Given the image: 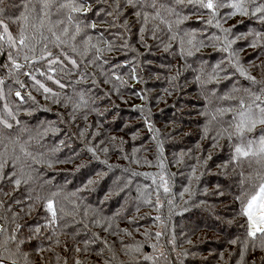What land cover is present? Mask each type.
<instances>
[{
    "label": "trees",
    "instance_id": "16d2710c",
    "mask_svg": "<svg viewBox=\"0 0 264 264\" xmlns=\"http://www.w3.org/2000/svg\"><path fill=\"white\" fill-rule=\"evenodd\" d=\"M25 2L4 0L5 22L17 39L19 25L9 17L19 16ZM67 2L52 0L44 10L32 0L29 9L35 5V11L26 35L35 52L28 53L30 61L19 72L9 75L0 67L18 117L12 128L0 124V224L16 236L8 245L12 252L17 241H24L15 256L0 252L5 264L13 259L18 264H64L65 259L67 264H264V236L248 235L236 199L257 191L264 164L251 156L230 162L239 142L235 138L213 146V137L232 120V113L221 117L217 110L236 104L222 98L247 99L243 89L259 87L235 71L231 54L239 56L249 75L264 81V19L252 15L250 0L249 15L224 20L232 9L218 10L221 28L231 29L228 34L215 26L216 20L207 23L209 10L187 0H156L157 9L143 0L135 8L126 0H88L85 7L91 10L71 13V21L69 9L57 11ZM156 10L160 16L153 19ZM4 50L0 65L13 51L6 43ZM48 52L67 53L80 66L65 63L63 71L55 66L50 74L64 85L53 90L57 96L36 91L24 75L28 71L41 82L48 80L41 75L47 72L46 60L31 59ZM17 59L24 63L22 56ZM17 79L35 101L15 96ZM262 127L247 139L258 138ZM161 174L168 180L167 193L162 187L157 192ZM52 193L57 194L58 223L48 227L44 205ZM17 224L21 227L15 230Z\"/></svg>",
    "mask_w": 264,
    "mask_h": 264
},
{
    "label": "snow or ice",
    "instance_id": "6c2138e0",
    "mask_svg": "<svg viewBox=\"0 0 264 264\" xmlns=\"http://www.w3.org/2000/svg\"><path fill=\"white\" fill-rule=\"evenodd\" d=\"M37 2L41 5V7L44 10H47L51 7L52 0H37ZM140 0H126V3L131 5L133 8L136 7L137 3H139ZM177 3L183 4L185 3V0H176ZM249 2V0H232L231 3H226L225 0H187V4L191 5L192 7H199L201 9L209 10L210 15L212 16V19H209L207 21L208 24H212L213 20H216V27L221 29V31L225 34H228L231 32L230 28H221L220 20H219V9L228 7L232 9V11L225 14L223 17L224 20H227L231 18L232 16L236 15L237 13L243 14V15H249V9L246 6V4ZM251 4L253 5L252 15L255 16L256 14H260V17L264 19V0H261V2L257 3V0H250ZM32 3V0H27V2L22 4L23 11L20 12L19 16H17L15 19L9 17V21L12 24L19 25L18 27V33L19 38L17 39L13 33L9 30V23L5 22L4 19V0H0V55L5 54L4 50V44L6 43L9 48L15 49V52L13 51H7V63L4 65H0V67H3L8 70L9 75L12 74V70H16L19 72L22 69H25L30 61V56L28 53H34L35 48L32 45L31 39L28 35H26L28 31V23H29V17L32 12L35 11V5H33L32 9H29V4ZM88 4V0H68L67 3H61L59 5L60 9H69V21L72 20L71 13H81V12H88L91 10V7H85V5ZM143 5H147L151 7L152 9H157L156 0H151V3H148V0H143ZM142 5V6H143ZM171 11V9H169ZM137 17H140L142 13L140 11H137L136 13ZM44 15L47 16V11L44 12ZM111 15V13H109ZM160 16L159 10H156L155 16ZM143 20L144 23L147 24L149 20V13L144 12L143 13ZM39 27H43V20L40 21ZM90 27L95 28L96 25L93 23L90 25ZM170 27V25H169ZM65 33H67L68 29H64ZM81 31L79 24L76 26V33H79ZM143 31V29H141ZM75 36H73V39ZM91 37H88V40H91ZM218 39V37H216ZM57 40H59V37H57ZM182 43V42H181ZM191 44L192 42L189 41ZM225 43L230 47L232 41H229L227 38V35H225ZM252 47H255V42L252 43ZM109 50H111V45L108 46ZM27 50V51H26ZM227 50V49H225ZM73 51H75V48H73ZM102 51V50H98ZM183 51V50H182ZM193 53L191 51L188 52V55H192ZM65 56H68L67 53H64ZM235 56L236 63L233 65L235 71L239 72L241 76L246 77L247 80L251 81L253 85H259L257 91H252L251 88H245L243 91L247 94V99L245 98H237L233 97L231 95H227L223 97L222 99H230L235 100L236 104L230 107L221 108L217 111L219 112L220 116L223 117L227 113H232V120L228 121V127L222 128L220 132H217L216 136L213 137V146H216L219 142V139L227 138L230 142L235 138L238 143L233 145L234 154L232 156V160L230 162L239 161L241 158H247V157H257V163L264 164V127L261 128V135L258 138L255 139H247V134L252 133L255 131L258 125L264 126V81L257 80L254 76H251L248 74L247 70L240 64L239 56L235 53L231 54ZM23 57L24 63H20L18 61V57ZM32 61L35 62L37 60H46L47 63V72H42V76H46L48 80L54 81L56 84L60 85L61 87H64L63 84H61V81L58 79H55L53 75L50 73H53L56 71L57 65L61 66V71L64 70V68L67 67L64 60H61L58 56H54L52 52H48L45 55H40L39 57L33 56ZM68 60L71 62V65L75 68H79L80 66L77 64L76 60L72 57H68ZM9 64L11 65V68H9ZM119 67V66H117ZM219 67V65L217 66ZM223 71V69H221ZM70 72L71 69H68ZM133 73H135V68L132 69ZM25 76H28L34 83L32 84V87L36 91H42L44 94H50L51 96H57L58 93L53 92V90L50 87H47L45 83H42L41 80L37 79V77L32 73L25 71ZM83 78V77H81ZM133 78H136L133 76ZM116 80L120 81L121 83H124L119 76L115 77ZM4 79L0 77V96H3V85H4ZM16 83L19 86L20 90L15 91V96L19 97L21 101L25 100V96L29 100L35 101V97L32 96V93L30 91H27V86L24 84L23 81L16 80ZM24 91V94H22V91ZM234 91H240V89H234ZM45 98H48V95H45ZM5 109L7 110V115L14 117L15 113L12 111V109L5 104ZM139 107V106H137ZM213 120L216 119V116L213 115ZM18 123V121H17ZM0 124H3L7 128H12L13 125L8 122V120L4 117L2 113H0ZM149 130L153 131V128L151 124L148 125ZM247 139V143L245 144L244 141ZM89 151L93 152L95 154V149H89ZM103 151L107 152L108 149L105 148ZM210 158V157H209ZM105 163H107L105 161ZM3 167L4 164L0 163V179L3 178ZM111 167V166H110ZM161 168H163V165L161 164ZM133 175H140V173H133ZM143 175H151L148 173H144ZM156 177L153 176V181L155 182ZM16 186H19L21 181L19 179H16L14 181ZM91 183V181H89ZM160 187L163 188L164 192H169L170 189L168 187V180L165 179L164 175H160V185L157 187V192H159ZM185 191H188V189H185ZM56 193H52L51 197L46 198V203L44 205L45 210L50 213V216L47 220V226L52 227L58 223V211L56 207V201L55 196ZM262 202L259 207L261 209H264V182H262L259 185L258 192L254 195H249L248 193L242 192L240 196H237L236 199L240 201V215L246 217L247 224L249 227L248 235L251 237H256L257 234H261L264 236V214H261L260 216L256 215V209L258 207L257 200ZM37 199H40V197H37ZM147 203H151L152 201L146 200ZM158 203V201H157ZM138 210V209H137ZM61 212H63V209H60ZM156 219H159L157 217ZM21 227V225L17 224L15 226V230H18ZM14 230V231H15ZM35 231L39 232V228H37ZM127 231V229H125ZM147 235V234H146ZM161 233L157 232L156 236L159 237ZM0 237H3V239H0V252L8 253L9 258L12 256H15L19 252V244L24 243V241H17L16 245V252H12L9 248V243L12 241H16L15 234L9 235L8 229L4 227V225L0 224ZM56 244H59L61 241L59 238L56 239ZM236 241H232V243H235ZM153 248L156 247V245H152ZM87 248V242H85V250ZM40 251H44V249H40ZM76 252H80V247H75ZM136 251H139V248L136 249ZM25 260L27 259V254H23ZM163 255V253H161ZM61 258L57 257V260L59 261ZM145 259L151 260L153 259L152 256H146ZM0 264H5V259L2 255H0ZM12 264H18L17 260L13 259ZM64 264H67V260H64ZM75 264H83V261L81 260H75Z\"/></svg>",
    "mask_w": 264,
    "mask_h": 264
},
{
    "label": "rangeland",
    "instance_id": "374dc122",
    "mask_svg": "<svg viewBox=\"0 0 264 264\" xmlns=\"http://www.w3.org/2000/svg\"><path fill=\"white\" fill-rule=\"evenodd\" d=\"M9 30L11 31L10 27H9ZM0 31H2V29H0ZM13 52H15V49H13ZM55 55V54H54ZM61 60H64L65 63H68V64H71V62L68 60V57L63 55L62 54L60 56H58ZM0 77H2V75L0 74ZM42 83H45L47 87H50L52 90H55L56 88L60 87V85L56 84L54 81L52 80H46V81H43ZM3 93L4 95L3 96H0V113H2L4 115V117L8 120L9 123H11L13 125V127L17 124V121H18V117L15 113V116L14 117H11V116H8L7 115V110L5 109L4 105L7 104L13 111V108L7 98V93H6V89H5V85H3ZM14 112V111H13ZM264 182V180L262 181ZM259 189V187H258ZM258 189L256 192H254V194H256L258 192ZM253 194V195H254ZM262 202L259 200H257V209H256V215L257 216H260L261 214H264V209H261L259 207V205L261 204Z\"/></svg>",
    "mask_w": 264,
    "mask_h": 264
}]
</instances>
